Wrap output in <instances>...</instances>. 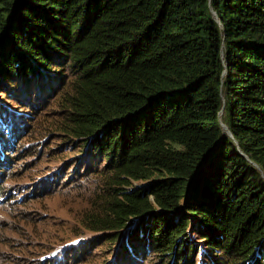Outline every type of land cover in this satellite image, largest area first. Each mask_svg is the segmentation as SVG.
Here are the masks:
<instances>
[{
    "label": "trees",
    "instance_id": "16d2710c",
    "mask_svg": "<svg viewBox=\"0 0 264 264\" xmlns=\"http://www.w3.org/2000/svg\"><path fill=\"white\" fill-rule=\"evenodd\" d=\"M0 97L2 177L8 102L54 98L94 194L91 238L37 264H264V0H0Z\"/></svg>",
    "mask_w": 264,
    "mask_h": 264
},
{
    "label": "rangeland",
    "instance_id": "374dc122",
    "mask_svg": "<svg viewBox=\"0 0 264 264\" xmlns=\"http://www.w3.org/2000/svg\"><path fill=\"white\" fill-rule=\"evenodd\" d=\"M8 104L19 117L31 118L26 119L29 133L18 141L15 160L2 171L4 177L0 174V194L5 195L0 206V264H37L54 249L91 238L94 232L86 229L83 220L94 194L89 195L86 176L76 164L78 147L67 144L56 125L46 130L51 122L61 120L57 99L34 111ZM108 247L103 244L85 255L64 258L66 264H109Z\"/></svg>",
    "mask_w": 264,
    "mask_h": 264
},
{
    "label": "water",
    "instance_id": "95a60500",
    "mask_svg": "<svg viewBox=\"0 0 264 264\" xmlns=\"http://www.w3.org/2000/svg\"><path fill=\"white\" fill-rule=\"evenodd\" d=\"M212 14L215 16V14L212 12ZM223 130L225 131V133L231 137V134L229 133V131L227 130V128L225 126H222Z\"/></svg>",
    "mask_w": 264,
    "mask_h": 264
},
{
    "label": "clouds",
    "instance_id": "9594fccd",
    "mask_svg": "<svg viewBox=\"0 0 264 264\" xmlns=\"http://www.w3.org/2000/svg\"><path fill=\"white\" fill-rule=\"evenodd\" d=\"M4 197L2 198L1 197V194H0V206L2 205V201H3V199L5 198V195H3Z\"/></svg>",
    "mask_w": 264,
    "mask_h": 264
}]
</instances>
